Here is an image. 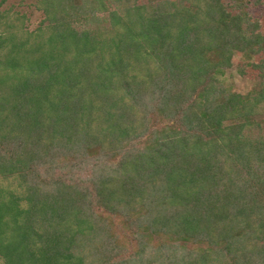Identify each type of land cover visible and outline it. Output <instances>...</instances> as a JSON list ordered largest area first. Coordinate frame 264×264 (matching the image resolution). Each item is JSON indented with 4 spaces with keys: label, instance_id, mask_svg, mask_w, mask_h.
Instances as JSON below:
<instances>
[{
    "label": "trees",
    "instance_id": "obj_1",
    "mask_svg": "<svg viewBox=\"0 0 264 264\" xmlns=\"http://www.w3.org/2000/svg\"><path fill=\"white\" fill-rule=\"evenodd\" d=\"M0 264H264V0H0Z\"/></svg>",
    "mask_w": 264,
    "mask_h": 264
},
{
    "label": "rangeland",
    "instance_id": "obj_2",
    "mask_svg": "<svg viewBox=\"0 0 264 264\" xmlns=\"http://www.w3.org/2000/svg\"><path fill=\"white\" fill-rule=\"evenodd\" d=\"M15 3L19 0H14ZM32 2V0H30ZM24 11H27L30 15V27L35 28L42 20L41 12L32 9L31 7L25 5L21 7ZM234 66L226 72L223 76V80L227 86H232L234 90H238L247 93L255 85L256 71L253 70L244 60L241 54H237L234 59Z\"/></svg>",
    "mask_w": 264,
    "mask_h": 264
}]
</instances>
